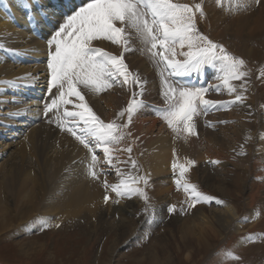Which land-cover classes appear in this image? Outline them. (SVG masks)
<instances>
[{"label": "bare ground", "instance_id": "obj_1", "mask_svg": "<svg viewBox=\"0 0 264 264\" xmlns=\"http://www.w3.org/2000/svg\"><path fill=\"white\" fill-rule=\"evenodd\" d=\"M22 1L23 0H0V160L3 161L0 165V234L7 232L10 229L18 231L28 223H32L37 218L36 213L40 211L43 206L47 212H50V214L40 216V218H51L50 216L54 217L51 214L57 212V220L59 222L57 221L55 223L56 225L62 223L65 220H67V222L69 220L72 222L76 221L75 218H78L77 215L82 217L80 218L81 221V219L86 217V213L88 212L90 213L88 214L89 216L96 215L98 217H105L106 215L103 211V204L105 201L104 197L107 195L109 199L107 202H105L106 205L113 206V204H115V207L108 210V212L110 211V214L114 215V217H116L118 220V223L113 224L111 227H109V229H114L116 227L119 229L117 230V234H115L116 238L110 240L109 244L108 252L110 255H113L118 246L122 245L121 243L123 240H120L123 238L125 239L126 237V239H128L130 236L128 231L135 227L133 225L134 222L132 215L134 214V208L138 205V201L140 199H133L136 197L135 194L131 197H118L115 192L111 191V189H105L103 181L107 180L108 184L110 185L118 184L122 179L128 180V176L126 177V175L130 174L131 171L132 173L137 171V176L140 172H144L143 174H145L144 177L146 179L147 177L154 175V178L156 176V180L159 182L156 189V195L160 196L163 204L168 206L174 205L175 211L178 212H181L182 210L180 211V209L183 207H187L188 211H190L188 205L191 202V193H186L184 190H182V188L179 189L178 186H176L174 178L179 177L175 175V170L171 165L173 161H176V159H181L183 161L186 160V155H184L185 142H183L178 137H173L172 135L167 134L163 125L160 127L157 126L159 121L146 118L145 111H142L140 114H138L144 116L145 118L135 117L133 122L134 125H136L135 122H138V126H135V137H139L141 142L143 141L144 143V146L142 150L139 151V154H133V152H131L134 155L133 158L136 157L138 159V170H133L131 167H128V164L122 162L124 157L126 158V152H123L122 150L131 143L121 142L116 147H113L114 150L112 152V165L105 163V157L102 149L96 150L97 154H102V156L100 155V160H98L99 163L97 167H100L106 171L104 174L100 175L99 179H92L88 174V168H85L86 165H89L91 160V156L87 149H85L83 145L77 144L74 141V137L72 138L70 135L64 134L66 131L63 132L56 125V119L51 120L50 116L47 119L48 121H44L41 118L42 105L33 101L38 99L41 94V91L37 92L35 89L39 88L40 85L45 83L47 77L45 67L46 42L44 43L39 41L31 35L26 25L27 22L25 15L27 12L23 7ZM27 1L29 5L32 4L31 0ZM43 1L46 5L45 8L50 9L52 12L53 7L50 5L49 1ZM38 2H41V0ZM260 4L263 8L262 12H259L258 9L253 6L251 9L254 10L251 15L243 17L241 16L235 20L233 19V21L230 23H227L228 19L223 18L224 16L221 17L218 15L213 17V22L216 23L215 28L219 29L220 27H224L226 32H231L233 35H235L233 37H235L236 41L242 42L243 39L244 43H241V48L245 50L248 48L251 39L258 36L263 37L264 35V0L263 3L261 2ZM52 14L56 16L55 13L52 12ZM245 41L247 42L245 43ZM96 42L95 44L103 46L101 48H115L111 47L109 44L105 45L102 44V42ZM183 50L187 51L186 48ZM254 52L255 51L251 50L249 55H253ZM4 56H6V58H4ZM11 57H14L13 59L16 61L17 59H27V62L32 64H30V66H21L22 64L16 62V64L19 65L15 67L18 70H15L13 64H10L9 60L7 59H11ZM34 61L44 62L42 64H34ZM150 67L144 60H137L136 62L132 61L133 70H139V73H141L144 77H147V75L150 76L149 85L147 86L149 88L148 94H154V90L157 87H155L154 77H158L153 75V69L151 70ZM189 75L193 76V79H202L204 73L201 69L199 72H194ZM6 81H15V86L5 83ZM249 86L254 88V85L251 83ZM6 90L11 92V94H9L11 96L10 98L7 97ZM82 92L85 95L86 102L90 106L91 102L93 101L89 95L90 91L83 90ZM127 92H125L121 86L117 85L107 94H100L97 101L99 107H96V109L93 111L106 123L113 120H118L121 123H124V118L123 120L117 119V114L123 109L122 107L124 102L127 101L128 103L131 97V94ZM27 93L29 94V98H33L30 102L23 101V99H26ZM15 99H17L19 102L23 101L24 103L20 104L18 101H15ZM249 100L250 99L245 98L243 102H240L239 107L237 105V108L233 109L234 113L232 112L231 114L227 115L221 113L217 116L214 113L215 115H213L214 117H212L210 121H216V123H218L220 121L234 120L235 125H233V129L231 128L233 130L232 132L237 136L241 135L242 133L244 135L245 129H247L249 125L246 122V119L248 118L247 113L255 111L254 109L257 106L256 102L253 103V99L251 103H249ZM6 105H10L8 106V111L5 110ZM70 106L68 107L70 110H72ZM19 115L21 118L24 115L29 117L28 119L32 123L30 130L24 129L22 127L26 125L25 122H23L22 126H18L16 118H18ZM10 119L15 121V124L11 123L12 121L9 123L8 120ZM146 119H148L150 122H146ZM48 122L52 123L47 125ZM194 123H196L195 120ZM166 124L165 126H167ZM124 129L126 130V128ZM154 129H157L158 131H154ZM61 133L62 136H60ZM224 133H226V130L223 131V133L221 132L218 134L209 132L206 133L204 138L205 141H203V145H201L203 151L201 150L199 152L197 148V146H199L198 143H196L197 146L193 145L195 147V152H193V154L196 153L194 156L199 161L201 159L203 163L205 162L206 158H209L208 154H211L216 157V159H220L222 162L226 156L221 154L218 155L214 151H216L215 140ZM143 134H145V136ZM128 135L129 134H127V136ZM8 136L9 138L17 137L20 139V141L16 143L14 142L15 140H11L10 144H4V142L9 140V138H7ZM134 139L135 138L130 139V142H133ZM3 140L4 142L1 143ZM57 141H59V144L63 149L65 147L69 148L68 151H63L58 159V162V156L55 155V153L60 151L58 150L59 148L57 149ZM19 144L23 146L26 145V147L29 146V148L34 152L41 150L42 155L40 154V157H38L39 153H35L37 156V158L34 157L36 159L35 165L29 160L27 151L20 152L16 149ZM138 146L139 145H137V148ZM135 151L137 152V149ZM205 154L206 156H204ZM255 154H264V141L260 143L256 151L250 152L248 149V151L245 152L242 157L245 162L243 160H240V162H244V165L245 163H248V160L252 162L253 156ZM69 163H73V169L68 171L67 179L66 174L64 175L63 173V168L65 167L66 169V165ZM146 164L147 167L145 166ZM246 166H248V164H246ZM99 170L96 168L98 173H102V170ZM152 170H155V173L152 172L151 176H146V173L150 174V171ZM173 170L175 176L170 177ZM70 172L72 173L69 175ZM141 174H139V177ZM149 179H152V177ZM199 181H203L210 191L216 192L221 196L227 194L226 189H224L225 184H222L220 181H216V178H211L206 181L202 176ZM191 184L197 186V184L193 182ZM138 185L140 184L138 183ZM63 186L65 187L62 188ZM139 188L141 187L139 186ZM197 188L200 190V187L197 186ZM52 191L53 194L51 193ZM154 193L155 192H153V194ZM53 195L57 197L54 198ZM150 198H152L151 195L148 197V199ZM200 205L201 204L197 203L195 207H193L196 208L194 212L192 210L193 208H191L190 214L186 216V219L188 218L187 220H181L178 217L174 219L176 230L180 235H178L179 243L184 247V250H189L188 252L190 253L196 251L204 253L209 251L213 243L216 241V238H225L226 232L231 230L239 232L244 224L243 220L239 221L237 219V209L231 205V203L229 205L228 201L221 205L225 206L224 209L221 210L212 209L207 211L204 207H202V205ZM11 221L13 224H11ZM54 221L53 218L49 219L48 223L51 227L54 225ZM37 223L38 226L41 227L39 219L34 224ZM95 228H97V226ZM100 230H102V228H100ZM137 230L138 229L136 228L135 231ZM117 235L119 236L117 237ZM155 242L160 244L162 241L157 239ZM38 243L33 241L27 244L25 243L24 245H21L20 249L26 256H28L33 253H37L38 250H41L44 247ZM161 252V254L157 255L158 253L151 250L149 256L146 259L147 262L149 264H175V259L172 256V254H174L173 251H168L165 247H163L161 248ZM141 260H143V258H141Z\"/></svg>", "mask_w": 264, "mask_h": 264}, {"label": "rangeland", "instance_id": "obj_2", "mask_svg": "<svg viewBox=\"0 0 264 264\" xmlns=\"http://www.w3.org/2000/svg\"><path fill=\"white\" fill-rule=\"evenodd\" d=\"M179 2L187 3L190 6H193L195 3H201L205 12V17L198 19L197 26L200 31H202L213 41L222 44L225 48L228 47L226 48L228 52L245 61L244 70L247 71L248 75L245 77L246 83H244L243 88L240 87V85L243 83L242 81L234 80L231 83H233L237 87V92L230 94L228 92L227 86H225L223 84L222 79L219 78L216 79L215 82L212 84L211 89L213 91L209 93V95H206V99H217L218 101L227 102L234 100L237 94L242 93L245 98L250 99L249 103H251L253 99V103L256 102L258 107H255V111L247 113L248 118L246 119V122L249 124L248 128L245 129L244 135L242 133L239 136L235 135V133L232 132V127L233 125H235L234 120L222 122L220 121L218 123H216V121L210 120L212 117H214L213 115L215 114L216 116L220 115L221 113H224V115L231 114L233 112V109L237 108V105L239 107L240 102L231 104L230 107L223 108L222 110L220 108L219 112L211 114L207 118H204V120H202V118L197 120V116L195 119L193 118V120H195L196 122L195 135H189L183 131H180L178 134L177 132L170 130L172 128H169L168 124H166V121H164V119L162 120L153 118L145 110L135 112V115L132 118V122H134V118L137 117V113L140 114V112L145 111V117L149 116L151 119L159 121L157 123L158 127L163 125L167 134L172 135L173 137H178L183 142H185L184 155H186V160L183 161L181 159H176V161H173V163L175 162L178 165L183 164L188 167L189 170L185 174V179L189 183L193 182L197 184V186L200 187V192L205 195L223 200L224 202L228 201L229 205L231 203V205H233L237 209V219L239 221L243 220L244 223L240 231H228L229 233L226 232L225 238H221L222 240L220 238H216V241L213 243L211 249L207 252L203 253L196 251L190 253L188 252L189 250H184V247L181 246L179 243V233L176 230L174 219L177 217L181 220L186 219V216L190 214L191 208L190 211H188L187 207H183L180 209V211L182 210L181 212L174 211L173 213H169L167 210L169 206L164 205L161 201L160 196L156 195V189L159 182H157L156 176L155 178L154 175L151 176L152 172L155 173V170H152L150 171V174L146 173V176L150 175L152 177V179H149L151 177H147V180L151 181H148V187L144 185L142 180H139L140 182H138L140 185H138V183L134 185V187L138 188L140 186L145 193L150 189L146 194L147 197H150L151 195L152 198L148 199L147 201L139 195H136V197L133 198L140 199L138 201V205L134 208V214L132 215L133 222L135 223H133V225L135 227L128 231L130 233L128 239H126V237L125 239L123 238L120 240H123V242L121 243L122 245L118 246L116 251H114L113 255H110V253L108 252L109 244L110 240L116 238L115 234H117V230L119 229L118 227L114 229H109V227H111L115 223L117 224L118 220L116 219V217H114V215L110 214V211L108 212V210L113 209L115 207V204H113V206H108L104 201L103 211L106 215L105 217H98L96 215H93L94 217L92 215L89 216L88 214L90 213L88 212L86 213V217L84 219H81V221L80 218L82 217L77 215L78 218H75L76 221L72 222L71 220H69L67 222V220H65L62 223L58 224L59 227H57L55 224L58 221L57 212L51 214L54 217L50 216L51 218H53V221L55 220L54 225L52 227L49 226L41 228L40 226H38V223L34 224L40 218V216L50 214V212H47L45 210V207L43 206L41 210L36 213L37 218L32 223H28L26 226L19 229L18 231L10 229L7 232H3L2 234H0V264H149L146 259L149 256L150 251L152 250L153 252L158 253L157 255H159L162 253L161 248L163 247H165L168 251L170 250L174 252L172 256L175 259V264H264V179H262L264 177V154H255L253 156L252 162L248 160V163H245V165V160L242 159L243 154L247 152L248 149L250 150V152L256 151L260 143L264 141V78L261 77V73L264 72V35L263 37L258 36L256 38L251 39L248 48L243 50L241 48V43H244L243 39L242 42L236 41L235 37H233L235 35H233L231 32H226L224 27L216 29V23L213 22V17L220 15L221 17L224 16L223 18L228 19L227 23H230L231 21H233V19L235 20L241 16L243 17L251 15L254 10L251 9L253 6L256 7L259 12H262L263 8L261 4L257 5L255 3V0H252L250 6L247 9H240L238 11L235 10L237 0H179ZM261 2L263 3V0H261ZM128 33L130 50L124 52V57L126 58L125 63L133 74L139 75L141 81L143 82V95L146 100L151 102H156V100H158V106L167 107V105H165V98L163 96V91L165 87L163 84V72L160 69H157V71H155V67L152 66V63H149L150 60L147 61L148 59L145 60L143 57L140 56L138 47L141 46L142 42L135 33V31L129 29ZM217 37L219 38V40ZM103 41L98 42H102V44L105 45L109 44L111 47H115L113 49L104 47L103 49H106L107 52H110L115 55H120L124 51L120 45L113 44L107 40ZM95 42L96 41H94L93 46L100 48L103 47L99 44H95ZM246 42L247 41H245V43ZM251 50L255 51L253 55H249V52H251ZM177 51L179 52L180 49L177 48ZM6 56H4V58H6ZM177 59H183V57L178 56ZM130 60L135 62L137 60H144L149 65V67L151 66L150 68L151 70L153 69V75L158 77H154L155 87L157 86L154 90V94H148L149 88L147 86L149 85L150 76L147 75V77H144L141 73H139V70H133L132 61ZM10 64L12 63L10 62ZM18 65L19 64L16 63L13 64L15 70H18L17 68H15ZM28 66H30V64ZM129 80L131 81V77H129ZM120 83L118 85L121 86V88L125 90V92L129 90L127 93L131 94L130 100L133 97V92L137 93L135 97V99H137V97L139 96L140 87L135 88L136 85L132 87L130 83L127 85H121L122 83ZM250 83L254 85V88L249 86ZM219 84L221 86V90H219L220 92H216V87L219 86ZM83 90L87 91L88 89H82V91ZM91 93L96 94L97 96L92 95ZM6 94L7 97H11L9 95L11 94L9 90H6ZM89 95L93 100V103L91 102L90 107L94 110L96 109V107H99L97 101L100 94H97V92L90 91ZM159 95H161L162 98H159ZM72 99L75 100L74 97ZM15 101L18 100L15 99ZM19 103L23 104L24 102L21 101ZM126 104H128L127 101L124 102L122 107L123 109L125 108ZM8 106L10 105H6V111H8ZM70 107L72 108V106ZM143 117L144 116H142V118ZM120 120H123V118ZM160 120L163 122H161ZM8 121L9 123L10 121H12L11 123L15 124V121H13L12 119ZM146 122L150 121L146 119ZM50 123L52 122H48L47 125H50ZM135 123L138 126V122ZM165 124L168 127L165 126ZM136 125H133V127L131 126L130 129L129 126H127L126 130L122 129V131H124L123 133L125 134L121 142L131 143L129 146L133 148V154H139V151L142 150L144 146L143 141L141 142V139L139 137H136L134 139V143L132 141L130 142V139L136 136L134 134L136 133ZM180 127L182 128L183 126L181 125ZM127 129L129 130L127 131ZM222 130H226V133H224L222 136L218 137V139L215 140L216 151L214 152L218 155H225L226 157L221 162L220 159H216V157H214L213 155L208 154L209 158H206L205 162L202 163L201 159L199 161L194 156V154L196 153L193 154V152H195V147L193 145L197 146L196 143H198L199 146H197V148L199 152L201 150L203 151L201 145H203V141H205L204 138L206 133L209 132L218 134L221 132L223 133ZM154 131L158 130L154 129ZM127 134L129 135L127 136ZM68 135L70 134L68 133ZM143 135L145 136V134ZM60 136H62V133L60 134ZM70 137L73 138V136L71 135ZM74 141L77 144L82 145L77 140H75V137ZM137 145H139L138 148ZM116 146L117 145L113 147ZM135 147L137 149V152L135 151ZM16 149L20 152L27 151L29 155V160L34 163V165L36 164L35 158H37L35 153H39L38 157H40L41 154V150H37L34 152L32 149L29 148V146L26 147V145L23 146L19 144ZM57 149L60 150L58 153H55V155L58 156V162V159L63 153V151H68L69 148L65 147L63 149L60 146L59 141H57ZM133 154H129L126 152V158L124 157V160L122 162H127L126 164H128V167H131V169L133 170H138V159L136 157H134V159ZM100 155L102 156V154H99V158L101 157ZM204 156H206V154ZM240 160H243L244 162L241 163ZM131 161L136 162V167L132 166ZM188 161H194V164L189 165ZM212 161H219V163H212ZM2 162L3 161L0 160V165L2 164ZM246 164H248V166H246ZM66 166V169L65 167L63 168V173L64 175L66 174L67 177L68 171L73 169V163H69ZM145 166L147 167V164ZM97 168L98 170H102V174H104V172L106 171L100 167ZM179 171V167L175 169V175L177 177H179ZM71 173L72 172H70L69 175ZM143 173L144 172H140L139 174L144 177L145 174ZM139 174L137 176V171H135L134 173H132L131 171V173L127 174L126 177L128 176V180L131 181L132 178H136V176L137 179L140 178L141 175L139 177ZM173 176L174 173L170 177ZM202 176L206 181L211 178H216V181H220L222 182V184H225L224 189H226L227 194L221 196L216 192L210 191V189H208V187L203 183V181H199ZM64 187L65 186H63L62 188ZM153 192L155 193L153 194ZM51 193L53 194V191ZM53 196L54 198L57 197L55 195ZM199 204H201L202 207H204L207 211L212 209L221 210L225 207L221 205L218 206V204L215 203V200H213L211 203L200 202ZM192 210L194 212L196 208H193ZM11 224H13L12 221ZM94 226H97L98 230ZM100 228H102V230H100ZM136 228L138 229L137 231H135ZM118 236L119 235H117V237ZM157 239H160L162 242L160 244H157V242H155ZM32 241L35 243L39 242L38 244H41L44 247L41 250H38L37 253H33L31 255L26 256L20 249L21 245H24L25 243L27 244ZM141 258H143V260H141Z\"/></svg>", "mask_w": 264, "mask_h": 264}, {"label": "snow or ice", "instance_id": "obj_3", "mask_svg": "<svg viewBox=\"0 0 264 264\" xmlns=\"http://www.w3.org/2000/svg\"><path fill=\"white\" fill-rule=\"evenodd\" d=\"M251 2L252 0H237L235 10L247 9ZM255 3L259 5L261 0H255ZM204 17L201 3L190 6L179 0H90L68 15L48 40L49 102L44 105V114L47 116L48 113L55 112L57 126L70 133L87 149L91 156L88 174L92 179L97 180L102 174L96 171L99 163L96 150L102 149L105 163L112 165L113 146L120 144L124 138L122 129L127 128L133 114L143 107L142 101L133 99L117 114V119L126 116L127 123H117L116 120L106 123L89 106L82 92V89L102 92L117 82L127 85L131 77V83L140 87L139 95H143V82L138 74L129 70L124 60V52L130 50L129 29L134 30L141 42L149 46L148 51L154 58L158 57L157 63H162L170 75H189L206 66L219 65L222 73L220 79L230 94L237 92V87L231 83L234 80L242 81L240 87L243 88L248 75L244 70L245 61L200 31L198 19ZM101 40L120 45L124 51L115 55L93 46L94 41ZM177 48L181 51L178 52ZM185 48L187 51H183ZM178 56L183 59H177ZM261 77L264 78V72ZM5 83L15 86V81ZM163 83L167 107L158 111L168 126L178 134L183 131L195 135L194 116L206 115L212 108H228L245 99L240 93L232 101L210 100L205 98L208 88L174 86L167 79ZM136 95L133 92L134 98ZM122 151L130 154L132 148L129 146ZM131 163L136 167L135 161ZM188 164L192 165L194 161H188ZM178 167L179 178L175 183L178 188L182 187L186 193H191L189 208L195 207L197 203H211L213 200L218 205L224 204L223 200L203 194L196 185L185 179L188 167L175 162L172 164L174 170ZM139 180H143L147 186L148 180L144 177L132 178L131 181L122 179L118 184L111 185L104 180L103 184L105 189H111L118 197H131L135 194L147 201V194L133 186ZM108 199L105 195V202ZM167 210L173 213L175 206H169ZM49 219L51 218H39L41 227L50 226ZM56 226L59 227L58 224Z\"/></svg>", "mask_w": 264, "mask_h": 264}]
</instances>
